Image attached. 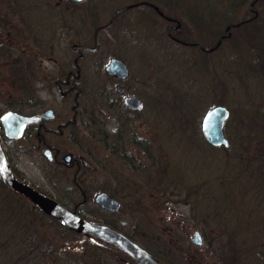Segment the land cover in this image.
Instances as JSON below:
<instances>
[{"label":"rangeland","instance_id":"rangeland-1","mask_svg":"<svg viewBox=\"0 0 264 264\" xmlns=\"http://www.w3.org/2000/svg\"><path fill=\"white\" fill-rule=\"evenodd\" d=\"M137 1L0 0V114L52 107L59 120L76 119L51 141L92 165L77 178L90 195L81 214L124 221L130 235L175 264H264V164L254 154L264 148V0L238 26L253 15L252 0H149L181 22L172 34L214 45L209 52L173 41L168 22L143 6L98 29ZM73 43L85 45L82 57ZM112 56L129 67L122 82L104 69ZM75 64L84 85L74 100L55 84ZM119 84L140 108L126 107ZM218 104L229 109L227 146L211 145L202 131ZM9 155L26 182L69 206L81 199L73 171L51 168L41 150L16 142ZM101 189L120 201L118 210L94 203ZM196 230L200 244L192 241ZM76 235L0 179V264H43L50 241L68 244L69 261L89 243Z\"/></svg>","mask_w":264,"mask_h":264},{"label":"flooded vegetation","instance_id":"flooded-vegetation-1","mask_svg":"<svg viewBox=\"0 0 264 264\" xmlns=\"http://www.w3.org/2000/svg\"><path fill=\"white\" fill-rule=\"evenodd\" d=\"M67 3H78V2H74V1H69V0H65ZM80 2V1H79ZM261 4V0H255V2H252L249 6L250 11H253V15L250 17H246L243 20L244 21H248L252 18H254L257 13L258 10L255 9L254 5L256 3ZM60 1H57V4H59ZM159 2H152L149 0H140L137 2H132L130 4L127 5V7H121L116 9L111 17L109 18V21L106 22L103 25H100L98 29L101 28H105L109 25L110 22H112L114 20V18L116 17V15L120 14L122 11L128 9V8H133V7H137V6H143L145 7L146 10H148V12H150L151 14L154 15L155 19H159L162 18L163 20H165L166 22H168L167 27H166V31L167 34L169 35V37L175 41L176 43L182 44L184 46H190V47H196L199 50L203 51V52H209L211 50L214 49V45L210 46L206 43L204 46V44L199 43V42H187V41H183L182 39L178 38L177 36H175L174 34L171 33L170 30H180V28L174 27V24L176 23L177 18H175L174 16H171L169 14H167L165 11H163L160 6H159ZM258 4V5H259ZM262 7V6H261ZM120 10V11H118ZM73 48H75V50L79 51L78 53V58L82 57L83 53L81 52V48H83L85 45L81 46V48H78L77 45L75 43L72 44ZM209 47V48H208ZM118 57V56H116ZM120 58V57H119ZM121 59V58H120ZM77 57L74 58V61L77 62ZM125 64L126 62L121 59ZM77 64V63H76ZM75 64V72L72 69H68L64 72L63 76L61 77V79L59 78L58 81H56V86L60 91L61 96H65L68 94H73V99H77L78 95L80 94L81 86L84 85V80L82 79L81 76V70L79 68V66H77ZM106 65V64H105ZM127 67V74L125 77L121 78L118 77L117 75H109L108 76L112 79L115 80H121L119 82H122L124 79L127 78V76L129 75V67L126 64ZM105 69V66H104ZM121 89V91H120ZM117 95L119 96H124L123 97V102H124V98L128 95H125L126 92V87L122 84H119L116 88H115ZM136 96L135 94H131ZM126 107L128 108H132L128 105H126ZM47 109H52L53 110V117H44V118H40L39 120L29 123L26 125L24 131H23V135L15 140L12 139H8L4 136L3 131H1V125H0V136H1V141H2V145L4 147L5 153L7 155V158L9 160L10 163V167H11V171L12 174L14 175V177L25 183L28 184L31 187H34L36 190H38L39 192L49 195L47 193L44 192V190L39 189L37 185L28 183L24 180L23 175L21 174V172L15 167L13 166V162L10 160V155L9 152L12 149V146L17 142V144H22L23 146H31L35 151H39L41 150V154L44 156L47 164L52 165L51 168H56L58 170H60L61 172H68V171H73L72 174V179L73 182L75 184L73 185H77V187L79 188L80 194H81V199L76 202L73 206L71 207H75V211L79 214L82 215L80 212V207L90 198V195L88 194V192L80 185V183L78 182L77 178L79 176V173L84 172L86 170L92 169V165L89 164V162L86 160V158L83 155H77L75 153H72L70 151H64L63 148V144H56L54 142L51 141V138L54 137H58V136H62L63 133L69 130L70 126H72V124L76 123V119L73 120H66L65 122H63L62 120H59L56 117V113L54 111V109L52 107H47L44 108V112ZM36 112H42L41 111H34V112H23L26 114H32V113H36ZM254 116V115H252ZM253 118V117H252ZM92 120V118H91ZM67 127V129H66ZM92 131V129H90ZM8 145H10L8 147ZM254 154H255V160H258L257 163L260 164H264V148H255L254 150ZM63 174V173H62ZM6 187L13 191L14 193H16L17 195H20L22 197H24L26 199V197L24 195H22L21 193L16 192L15 190H13L12 188H10L9 186L6 185ZM101 190H105V189H101ZM99 190V191H101ZM107 191L110 195H112L110 193V191ZM115 197V196H114ZM105 212H114V211H108V210H103ZM42 212V211H41ZM42 215L44 216H48L47 214H45L44 212H42ZM102 221V220H101ZM108 224H110L112 227H114L115 229H117L118 231L124 233L126 236L130 237L131 239H133L134 241L138 242L141 246L145 247L146 249H148L149 251H151L158 259V261L162 264H175L173 261H171L172 259H166V258H162L160 257L153 249L147 247L145 244H142L141 242H139L138 240H136L134 238L133 235H130L129 232L127 231L126 227H125V222L122 221L121 225L118 224H114V223H110V222H106ZM65 230L69 231V232H74L70 229H67L65 226H63ZM75 233V232H74ZM76 236H79L88 240V244L86 245L87 247H84L82 249H80V251L75 254H73L72 252H69V254H71L70 257H67L69 259V261L66 260L65 257V247L68 246V244H63V243H53V242H48V243H44L43 249H44V260H43V264H68L70 261H73L72 264H140L138 261H136L133 257H131L128 253H126L125 251L121 250L120 248L116 247L115 245L105 242L103 240H100L96 237H87L81 234L76 233ZM77 243H74L72 245V247L76 248ZM75 255V256H73ZM52 256H54V258H52ZM101 257V258H100ZM97 261V262H96Z\"/></svg>","mask_w":264,"mask_h":264},{"label":"water","instance_id":"water-1","mask_svg":"<svg viewBox=\"0 0 264 264\" xmlns=\"http://www.w3.org/2000/svg\"><path fill=\"white\" fill-rule=\"evenodd\" d=\"M178 25L179 23L176 26ZM106 70L109 74L117 75L121 78L125 77L127 74L126 65L116 57L109 60L106 65ZM124 102L135 108H139L141 106V100L136 96H127L124 99ZM228 115L229 111L224 105L213 106L204 115L202 120V129L206 140L210 144L215 146L227 144V139L224 134V125ZM44 117H53V111L51 109H47L45 112L43 111L41 113L26 115L15 110H6L0 115V121L3 126L5 136L10 139H16L22 135V132L27 124ZM0 177L7 185L27 196L42 211L56 219L61 220L68 228L80 234L95 236L109 242L127 252L140 264H161L149 250L133 241L125 234L112 228L108 224L87 220L79 216L75 212V209H70L57 200L40 193L35 188L18 181L11 173L1 141ZM94 201L102 208L108 210H116L120 206V202L105 191L98 192L94 197ZM192 240L198 244L201 242L198 232H195V236Z\"/></svg>","mask_w":264,"mask_h":264},{"label":"bare ground","instance_id":"bare-ground-1","mask_svg":"<svg viewBox=\"0 0 264 264\" xmlns=\"http://www.w3.org/2000/svg\"><path fill=\"white\" fill-rule=\"evenodd\" d=\"M92 14V13H91Z\"/></svg>","mask_w":264,"mask_h":264}]
</instances>
